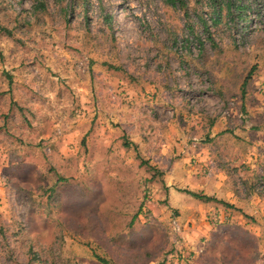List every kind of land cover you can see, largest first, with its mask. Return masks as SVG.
<instances>
[{
  "label": "rangeland",
  "instance_id": "374dc122",
  "mask_svg": "<svg viewBox=\"0 0 264 264\" xmlns=\"http://www.w3.org/2000/svg\"><path fill=\"white\" fill-rule=\"evenodd\" d=\"M185 1L0 0V264H264V0Z\"/></svg>",
  "mask_w": 264,
  "mask_h": 264
},
{
  "label": "trees",
  "instance_id": "16d2710c",
  "mask_svg": "<svg viewBox=\"0 0 264 264\" xmlns=\"http://www.w3.org/2000/svg\"><path fill=\"white\" fill-rule=\"evenodd\" d=\"M164 2L173 7V8H180L182 10H184L186 12V15H188V6L186 4V1L185 0H164ZM210 3L214 9V12H215V17H217L218 19L221 18V11H222V7L220 6V1L219 0H210ZM228 6L231 8V5H229V2H228ZM218 19H216L215 22L218 21ZM201 23H202V26L204 28V31L209 33V26L207 24V22L204 20V19H201ZM126 146H130L129 143H126ZM190 195H192L193 197L197 198V199H200V200H205L206 202H220L218 201L217 199L215 198H211V197H208V196H204V195H199V194H196V193H192V192H188ZM223 203V202H222ZM226 204V203H224ZM100 262H102L103 264H110L107 260L105 259H99Z\"/></svg>",
  "mask_w": 264,
  "mask_h": 264
}]
</instances>
